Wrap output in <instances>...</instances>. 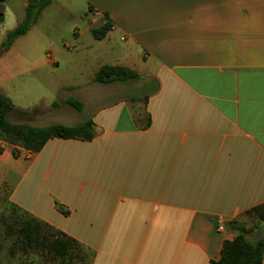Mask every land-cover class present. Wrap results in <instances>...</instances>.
<instances>
[{
  "label": "crops",
  "instance_id": "1",
  "mask_svg": "<svg viewBox=\"0 0 264 264\" xmlns=\"http://www.w3.org/2000/svg\"><path fill=\"white\" fill-rule=\"evenodd\" d=\"M87 1V22L72 30L86 51L76 58L79 74L96 62L87 81L60 76L52 87L61 97L46 105L0 92L13 104L8 119H91L95 134L53 137L36 152L0 139V215L9 204L28 212L76 240L89 264H211L236 234L232 221L264 206V0ZM105 15L112 26L96 39L91 30ZM72 44L47 53L42 66L52 74ZM105 64L158 88L142 107L137 95L83 103ZM24 75H0V84ZM68 97L82 103L80 112ZM46 114L52 119L42 123ZM4 255L19 251L12 257L6 243Z\"/></svg>",
  "mask_w": 264,
  "mask_h": 264
},
{
  "label": "rangeland",
  "instance_id": "2",
  "mask_svg": "<svg viewBox=\"0 0 264 264\" xmlns=\"http://www.w3.org/2000/svg\"><path fill=\"white\" fill-rule=\"evenodd\" d=\"M25 1L0 0V10L2 11L0 13V16H2V21H0V43L5 38L6 33L12 30L23 17V3ZM88 15H90V11L87 0H52L44 8L27 34L18 37L8 50L0 54L2 56L0 57V68L3 67V70H0V75L21 71L27 72V75L19 79L0 84L1 90L9 96L13 103L32 106L40 103L46 105L53 100L58 101L61 96L54 92L52 85L54 82L60 81V76L65 77L67 82L87 81V73L95 68L96 62L88 64L85 69L82 68V75L79 74L81 63L76 58H83L86 51L80 48L77 42H74L72 30L74 27L81 28L87 22ZM72 42L75 45L73 51L63 49L57 54V59L61 61V64L58 68L54 67L52 74L49 68L42 66L41 62L47 53L54 55L58 48L61 49L65 43L71 44ZM65 58L72 59L65 62ZM152 89L149 78H141L138 81L115 82L101 84L95 88L90 87L87 92L79 96V99L85 104L95 106L115 97L137 95L140 96V100L133 102L136 106L142 107V96ZM29 115L10 116L9 120L12 122L24 121L22 123L28 122V124L30 121L35 122L34 115L36 113L30 112ZM82 115L86 114H79L78 116ZM41 119L42 123H49L52 118L46 114ZM10 213L9 208H5L3 211L6 216ZM248 219L245 225L251 227L252 230L247 235V239L255 242L264 234V226L254 214H251ZM83 254V250L77 248L72 264H85L80 260V256ZM21 259L18 257L8 258L6 255L0 258L2 262L9 264H17ZM27 259L28 261L23 264H58V260L53 259L52 255L47 253L40 255L39 251L30 252Z\"/></svg>",
  "mask_w": 264,
  "mask_h": 264
},
{
  "label": "trees",
  "instance_id": "3",
  "mask_svg": "<svg viewBox=\"0 0 264 264\" xmlns=\"http://www.w3.org/2000/svg\"><path fill=\"white\" fill-rule=\"evenodd\" d=\"M51 2L52 0L27 1L22 20L6 33L0 43V54L8 50L18 37L27 33L44 8ZM0 21H2V16H0ZM111 26V21L105 15V21L99 27L91 30L93 37L103 38ZM139 79L140 75L134 70L120 65L105 64L98 68L93 80L100 84H110L138 81ZM152 88V91H156L157 84L153 82ZM137 98L139 96L133 99ZM142 98L146 102L148 94L143 95ZM64 103L79 112L83 108L82 103L74 97H68ZM12 109L11 100L0 92V138L9 144L19 145L33 152L39 151L45 142L53 137L89 140L95 134L94 123L91 119H85L75 125L52 123L46 126H34L10 121L7 118V113ZM5 208H9L11 213L6 216L2 212L0 215V248L3 244L8 243V251L12 257L19 251V258H22L20 264L28 261L27 255L30 252L38 251L40 255L46 253L52 255L53 259L58 260V264H72L77 248L84 252L80 256V260L89 264V255L76 240L13 204H9ZM251 214H254L264 226L263 205L255 206L247 211V218ZM232 226L236 232L234 238L223 242L219 258L211 261V264H261L264 257V234L255 242H251L247 239V235L252 230L251 227L238 220H233Z\"/></svg>",
  "mask_w": 264,
  "mask_h": 264
}]
</instances>
